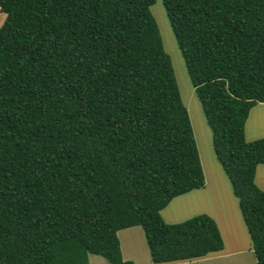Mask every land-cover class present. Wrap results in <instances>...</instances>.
<instances>
[{"label": "trees", "instance_id": "16d2710c", "mask_svg": "<svg viewBox=\"0 0 264 264\" xmlns=\"http://www.w3.org/2000/svg\"><path fill=\"white\" fill-rule=\"evenodd\" d=\"M156 0H0V264H112L142 226L155 264L225 248L206 213L169 202L206 183L187 105L151 10ZM264 264V0H163Z\"/></svg>", "mask_w": 264, "mask_h": 264}, {"label": "rangeland", "instance_id": "374dc122", "mask_svg": "<svg viewBox=\"0 0 264 264\" xmlns=\"http://www.w3.org/2000/svg\"><path fill=\"white\" fill-rule=\"evenodd\" d=\"M151 10L158 22L163 36L166 51L169 53L182 98L188 107L192 126L197 141L206 183L187 193L173 198L161 210L164 220L176 223L197 214L206 213L212 216L221 230L225 241L223 257L213 258L205 264H258L252 248V238L248 225L241 211L239 198L233 190L229 175L217 158L214 148V132L205 114L202 102L197 96L195 86L187 69L185 58L177 42L163 0H156ZM6 19L5 12L0 10V27ZM264 103V102H263ZM255 105L246 124V137L249 140L264 137V106ZM257 184L264 189V164L258 166ZM123 256L134 261V264H154L142 226H133L119 231ZM242 248L245 254L243 263L236 262L235 249ZM233 251V252H231ZM90 264H112L97 254H89Z\"/></svg>", "mask_w": 264, "mask_h": 264}, {"label": "crops", "instance_id": "0c3cea01", "mask_svg": "<svg viewBox=\"0 0 264 264\" xmlns=\"http://www.w3.org/2000/svg\"><path fill=\"white\" fill-rule=\"evenodd\" d=\"M261 105L264 106V103H262ZM146 237V236H145ZM147 241V240H146ZM148 244V243H147ZM225 250V248L221 251H218V252H214V253H211L207 256H204V257H201V258H198V259H195V260H191V261H179V262H174V263H167V264H205V262H208L210 263V261L213 259V258H216L218 256H221L223 257L224 255L222 254V252ZM233 252V251H231ZM236 255H233L234 256V260H236V262H239V263H243L244 262V259L242 260H239L237 258H244V256H246L245 254H248V253H245L243 252V249L242 248H238V249H235L234 252ZM151 255V254H150ZM218 255V256H217ZM219 258V257H218ZM134 264V263H133ZM155 264V263H154ZM212 264H215L212 263ZM223 264V263H221Z\"/></svg>", "mask_w": 264, "mask_h": 264}]
</instances>
